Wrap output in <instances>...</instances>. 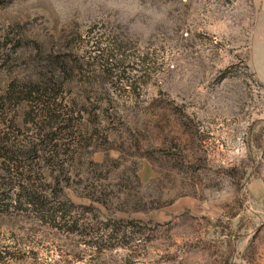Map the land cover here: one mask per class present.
<instances>
[{
    "label": "rangeland",
    "instance_id": "374dc122",
    "mask_svg": "<svg viewBox=\"0 0 264 264\" xmlns=\"http://www.w3.org/2000/svg\"><path fill=\"white\" fill-rule=\"evenodd\" d=\"M48 124L129 264H264V0H0V143ZM6 196L0 264L127 263Z\"/></svg>",
    "mask_w": 264,
    "mask_h": 264
},
{
    "label": "trees",
    "instance_id": "16d2710c",
    "mask_svg": "<svg viewBox=\"0 0 264 264\" xmlns=\"http://www.w3.org/2000/svg\"><path fill=\"white\" fill-rule=\"evenodd\" d=\"M23 101L26 103V100ZM41 123L45 122L41 121ZM48 126L50 129L48 127L43 137L39 133L47 126H42L38 130L39 135L36 134L33 140L22 147H10L5 142L0 143V202L6 195L8 199L13 197L14 202L20 204V210L32 213L36 219L53 221L55 223L53 227L58 229L63 227L68 234H85L91 239L95 238L93 247L98 248L100 253L116 248L125 249L130 254H124L123 259L127 260L125 264H129L133 254L130 250L136 249L133 245L136 240L135 229L141 228L140 222L100 217L91 210V207L88 209V214H94L90 217L72 214L74 209L80 210L85 206H76L73 202H69L65 194V189L73 175L70 165L60 161L61 154L56 150L40 146L45 139H47L45 143L53 142L55 138L52 136L60 133L58 130H53L50 124ZM10 176L13 181L10 180ZM7 179L11 182L9 192L5 190L7 185L5 181H9ZM137 231L139 233L140 230ZM94 233L100 236H94Z\"/></svg>",
    "mask_w": 264,
    "mask_h": 264
}]
</instances>
